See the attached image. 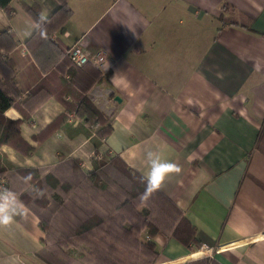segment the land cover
<instances>
[{"label":"crops","instance_id":"crops-1","mask_svg":"<svg viewBox=\"0 0 264 264\" xmlns=\"http://www.w3.org/2000/svg\"><path fill=\"white\" fill-rule=\"evenodd\" d=\"M21 1L30 2L11 0V15L0 9V31H13L24 53L36 25ZM38 1L44 15L57 6V0ZM66 2L71 14L50 39L101 56L102 79L86 95L108 114L111 131L99 140L97 128L67 112L38 141L66 113L52 96L21 121L32 152L0 146L6 183L0 264H47L37 256L44 246L39 217L18 196L27 175L17 169L44 171L65 161L70 170L74 160L86 172L113 155L149 181L152 159L173 165L151 183L195 227L201 243L196 248L158 231L151 264H184L201 251L209 264H264V0ZM19 70L23 76L24 67L15 68V85ZM26 86L23 96L32 84ZM4 114L21 117L13 107Z\"/></svg>","mask_w":264,"mask_h":264},{"label":"trees","instance_id":"trees-1","mask_svg":"<svg viewBox=\"0 0 264 264\" xmlns=\"http://www.w3.org/2000/svg\"><path fill=\"white\" fill-rule=\"evenodd\" d=\"M10 2L0 0V9L9 15L14 11ZM21 6L36 27L23 42L24 53L13 31H0V146L5 144L21 154L32 152L34 146L20 134L21 121L52 96L61 100L66 113L52 120L36 137L38 141L64 122L67 112L97 128L99 140L104 138L111 131L108 114L86 95L102 79L99 68L90 62L72 63L66 54L69 46L50 39L71 14L66 0H57L48 15L42 13L38 0L21 1ZM16 67H24L23 76L18 71L17 85ZM26 84L32 86L23 96ZM66 95L72 97L70 102L64 99ZM9 107L21 117L6 116ZM69 161L70 170H65V161L44 171L17 169L27 175L25 189L18 196L39 217L44 246L37 256L47 264H151L158 257L152 240L158 231L201 247L195 227L178 207L119 155L95 161L94 168L86 172ZM4 172L0 156V174ZM204 254L201 251L184 264H209Z\"/></svg>","mask_w":264,"mask_h":264},{"label":"built area","instance_id":"built-area-1","mask_svg":"<svg viewBox=\"0 0 264 264\" xmlns=\"http://www.w3.org/2000/svg\"><path fill=\"white\" fill-rule=\"evenodd\" d=\"M66 54L68 58L71 60L72 63L76 65H80L85 62H90L92 63L95 67L101 68L102 66V59L101 56L99 55H88L84 49L79 45V44H71L67 51ZM101 157V153H95L94 158L99 159ZM6 183L3 178L0 177V189L4 190L6 189Z\"/></svg>","mask_w":264,"mask_h":264},{"label":"clouds","instance_id":"clouds-1","mask_svg":"<svg viewBox=\"0 0 264 264\" xmlns=\"http://www.w3.org/2000/svg\"><path fill=\"white\" fill-rule=\"evenodd\" d=\"M153 157H155V154L152 153V152H149V153H148V158H149V159H152ZM165 167H173V165L168 164V163H166V162L161 163V162L159 161V159H152V163H151L150 183H151V181L154 179V176H155L157 170L160 169V168H163V169H164ZM160 179H162L161 173H160ZM146 194H147V190H146V193L141 194V197L144 198V197L146 196Z\"/></svg>","mask_w":264,"mask_h":264},{"label":"snow or ice","instance_id":"snow-or-ice-1","mask_svg":"<svg viewBox=\"0 0 264 264\" xmlns=\"http://www.w3.org/2000/svg\"><path fill=\"white\" fill-rule=\"evenodd\" d=\"M163 171H164L163 168H160V169L157 170V172H156V174L154 176V179H153L154 183L160 179V173L163 172Z\"/></svg>","mask_w":264,"mask_h":264},{"label":"rangeland","instance_id":"rangeland-1","mask_svg":"<svg viewBox=\"0 0 264 264\" xmlns=\"http://www.w3.org/2000/svg\"><path fill=\"white\" fill-rule=\"evenodd\" d=\"M111 176H113V173H112V171H111V174H110Z\"/></svg>","mask_w":264,"mask_h":264},{"label":"water","instance_id":"water-1","mask_svg":"<svg viewBox=\"0 0 264 264\" xmlns=\"http://www.w3.org/2000/svg\"><path fill=\"white\" fill-rule=\"evenodd\" d=\"M115 98H117V96H115Z\"/></svg>","mask_w":264,"mask_h":264}]
</instances>
